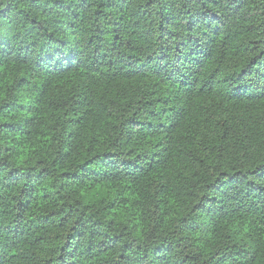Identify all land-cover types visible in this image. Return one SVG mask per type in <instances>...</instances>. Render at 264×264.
<instances>
[{"label": "trees", "instance_id": "1", "mask_svg": "<svg viewBox=\"0 0 264 264\" xmlns=\"http://www.w3.org/2000/svg\"><path fill=\"white\" fill-rule=\"evenodd\" d=\"M0 264H264V0H0Z\"/></svg>", "mask_w": 264, "mask_h": 264}]
</instances>
